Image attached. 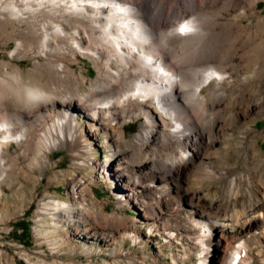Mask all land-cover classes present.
Wrapping results in <instances>:
<instances>
[{
	"label": "bare ground",
	"instance_id": "6f19581e",
	"mask_svg": "<svg viewBox=\"0 0 264 264\" xmlns=\"http://www.w3.org/2000/svg\"><path fill=\"white\" fill-rule=\"evenodd\" d=\"M219 1L0 0V37L24 39L21 57L34 49L46 57L30 70L15 65L0 74V173L10 160V143L21 153L51 148L53 135L65 140L62 127L74 113L108 122L121 141L123 124L142 119L128 141L131 149L107 171L126 191L120 204L137 203V222L169 243L177 237L196 241L202 249L197 264H207L211 248V264H250L252 248L264 249V167L256 174L254 198L240 200L245 218L225 215L230 199L208 204L197 188L189 189L193 178L222 183L233 173L226 150L248 110L225 90L235 86L243 61L264 67V41L256 45L253 25H242L235 15L243 0L218 8ZM232 36L239 39L233 47ZM77 54L97 69L93 82L76 72ZM234 149L253 168L255 156L264 155L256 141ZM141 153H150L148 162H138ZM82 185L76 180L71 188L75 202ZM58 216L85 220L88 230L78 234L109 246L132 232L115 217L65 215L62 209Z\"/></svg>",
	"mask_w": 264,
	"mask_h": 264
},
{
	"label": "rangeland",
	"instance_id": "374dc122",
	"mask_svg": "<svg viewBox=\"0 0 264 264\" xmlns=\"http://www.w3.org/2000/svg\"><path fill=\"white\" fill-rule=\"evenodd\" d=\"M224 3L226 0H220L217 7ZM216 8L204 9L205 15ZM249 8L253 11H248ZM235 15L242 25H253L256 45L264 41V0L241 1ZM238 40L236 36L230 38L232 47ZM23 41L16 36L0 37V74L13 72L15 65L30 70L36 62H45V52L38 49L21 57ZM75 57L73 66L82 75L81 79L85 76L88 83L93 82L98 73L95 66L79 54ZM248 62L243 61L235 86L225 90L235 92L241 100L239 106L248 110L247 117L237 123L230 149L226 150L233 156L227 163V170L233 173L222 183L193 178L189 188H197L208 204H226L230 199L225 213L229 217L236 213L246 217L240 203L254 198V189L260 185L256 174L264 167V155L255 156L258 165L253 168L252 162L245 161L234 149L256 141L260 154L264 153V67ZM208 93L209 88L204 86L202 94ZM54 116L52 123H56ZM69 119L62 127L65 140L53 135L56 143L51 148L21 153L16 144L8 146L11 157L6 170L0 173V264H197L201 246L182 237L169 243L161 232H151L149 225L137 222L141 213L139 205L130 201L120 204L126 191L107 172L110 164L131 149L128 141L138 132L142 119L123 124L122 141L107 128L108 122H93L81 113H74ZM149 156L150 153H141L138 162H148ZM76 180L83 182L75 195L78 202L73 200L71 192ZM231 191L236 194L232 196ZM169 193L173 195L171 189ZM61 209L65 215L77 216L87 211L119 218L130 225L131 235L115 239L110 246L101 239L90 240L78 234L82 230L87 232V222L79 220L75 224L60 218ZM214 253L211 248L207 264H211ZM263 257L264 249L253 247L250 264H264Z\"/></svg>",
	"mask_w": 264,
	"mask_h": 264
}]
</instances>
